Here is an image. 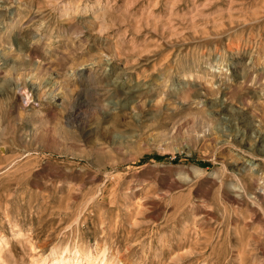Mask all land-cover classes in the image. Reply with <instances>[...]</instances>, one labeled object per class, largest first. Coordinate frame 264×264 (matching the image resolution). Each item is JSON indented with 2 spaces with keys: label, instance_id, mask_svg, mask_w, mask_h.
I'll use <instances>...</instances> for the list:
<instances>
[{
  "label": "rangeland",
  "instance_id": "rangeland-1",
  "mask_svg": "<svg viewBox=\"0 0 264 264\" xmlns=\"http://www.w3.org/2000/svg\"><path fill=\"white\" fill-rule=\"evenodd\" d=\"M264 264V0H0V264Z\"/></svg>",
  "mask_w": 264,
  "mask_h": 264
},
{
  "label": "bare ground",
  "instance_id": "bare-ground-1",
  "mask_svg": "<svg viewBox=\"0 0 264 264\" xmlns=\"http://www.w3.org/2000/svg\"><path fill=\"white\" fill-rule=\"evenodd\" d=\"M62 262H63V264H65L64 261H62Z\"/></svg>",
  "mask_w": 264,
  "mask_h": 264
}]
</instances>
